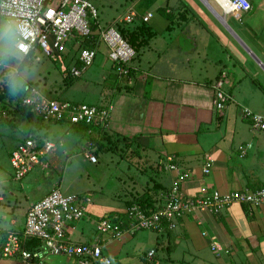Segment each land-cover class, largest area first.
Masks as SVG:
<instances>
[{
    "label": "crops",
    "instance_id": "crops-1",
    "mask_svg": "<svg viewBox=\"0 0 264 264\" xmlns=\"http://www.w3.org/2000/svg\"><path fill=\"white\" fill-rule=\"evenodd\" d=\"M251 1L250 12L226 15L213 0H109L106 7L111 21L105 22L106 26L119 27V22L132 10L138 13L131 24H121L120 28L126 35L136 38L137 56L131 64L133 77L123 78L125 81L119 79L106 52L97 73L100 75L94 77L92 68L84 75H91L92 80L87 79L88 86L80 88L76 85L78 80L71 85L63 83L65 92H71L69 102L104 109L108 112V122L104 128L93 132L92 139L84 128L67 123L48 122L35 126L34 129L42 128L39 133L44 132L42 137L38 132L34 136L54 143L55 149L28 177V186L34 187L30 198L33 200L41 189L40 178L45 173L62 177L23 209L13 207L10 197L2 192L1 211L8 216L1 215V226L22 229L28 210L54 190L65 189L67 195L92 193L95 203L88 218L78 226V231L77 228L71 230L69 235L79 244H93L99 239L106 245L108 237H99L96 231L97 219L122 214L131 202L146 195L161 207L179 175H186L182 190L190 196L203 185L221 193L261 189L264 186V134L253 132L242 112L248 108L264 115V0ZM146 13L153 14V18L144 24L142 17ZM3 27L6 30L5 24ZM15 41L16 36L12 43L0 28V49L7 57L3 68L15 72L16 97L25 95L27 85H32L51 98L49 89L32 83L36 77L32 67L24 71L25 65L34 58L20 53L22 59L16 57ZM70 49L67 63L74 66L77 59L72 58L75 51ZM17 61L20 63L16 64ZM173 67L175 73L164 74L165 69ZM24 72L27 78L22 77ZM221 81L223 90L233 97L225 118H220L215 109V87ZM81 91L82 98L78 97ZM6 93L5 97L9 98ZM93 99L97 102L90 101ZM14 105L7 100L3 103L9 111ZM24 118V114L16 112L10 121L23 127L22 131L0 122V126H7L1 127L0 144L4 152L12 153L20 141L33 133L30 129L24 133L30 126ZM89 140L97 157L95 165L83 153ZM120 145L125 151L121 163L112 157L107 159L122 151ZM238 155L241 162L236 160ZM208 156L214 160V169L203 180L202 167ZM170 157L175 158L176 172L167 170L172 164ZM116 161L117 167L113 165ZM10 172L12 174L11 167ZM10 181L15 183L13 179ZM113 202L118 203L116 207H112ZM92 226L95 231L90 233L88 229ZM157 234L162 240L174 239V248L170 250L172 261L168 264H191L193 261L197 264L196 255L202 258V264H213L204 261L205 258L212 261L211 255L216 258L213 260L216 264H253V257L248 255L249 260L244 261L241 254L247 251L248 254L264 253V206L235 204L219 215L210 212L190 215L179 222L176 232ZM181 239L195 243L187 248L188 244L180 246ZM215 242L225 248L227 261L219 262L215 256L212 250ZM110 245L108 249L106 245L104 252L115 263L120 244ZM158 246L151 251L158 254ZM178 247L193 257L190 263L177 261L175 254L182 251ZM0 264L23 263L0 255ZM46 264L79 263L62 255L48 257Z\"/></svg>",
    "mask_w": 264,
    "mask_h": 264
},
{
    "label": "built area",
    "instance_id": "built-area-1",
    "mask_svg": "<svg viewBox=\"0 0 264 264\" xmlns=\"http://www.w3.org/2000/svg\"><path fill=\"white\" fill-rule=\"evenodd\" d=\"M213 1L221 6L226 15L245 14L252 10L251 0ZM0 15L16 31L15 50L37 61H41L42 55L53 58L55 63H64V66L61 64L63 80L81 79L94 67L102 46L108 49L109 59L118 66V77L131 78V64L137 56L136 51L115 27L104 29L99 26L96 32L92 29V24L98 22L99 12L88 0H0ZM137 16L138 13L132 10L119 23L131 24ZM152 18L153 14L146 13L142 21L146 24ZM84 42L90 45L83 46ZM69 48L75 51L72 58H76L81 67L67 63ZM26 88L23 105L30 107L43 121L87 126L90 137L108 122V112L98 106L51 99L32 85ZM215 89V109L220 118H225L233 97L223 90L222 81ZM242 112L251 130L264 134V115L248 108ZM8 114L0 109V122L8 120ZM92 146L91 140L87 141L83 151L89 161L96 164L97 157ZM54 149L55 145L50 141H41L33 135L26 136L11 153L13 181H23ZM169 162L172 164L167 166V170L176 172L177 166L173 164L175 158L170 157ZM213 169L214 160L208 156L202 167L203 180ZM185 180L186 175H179L158 212L146 215L134 207L131 217L135 221L131 220L132 223L129 222L126 228H122L123 223L119 222L118 217L97 219L99 237L106 236L109 242H118L140 231L166 234L175 231L180 219L185 216L207 212L222 214L235 204L254 208L264 206V186L256 191L246 189L221 193L203 185L194 196H190L182 190ZM92 205L91 194L66 195L59 189L52 191L28 210L22 229L0 228L1 257L23 264H46L48 257L64 255L76 259L79 264H113V259L104 255L106 245L101 240L93 244H79L69 235L71 230L78 228L88 218ZM199 224L203 226V222ZM212 250L217 258L227 253L217 242L213 243ZM155 254V251L149 252L148 259L152 260Z\"/></svg>",
    "mask_w": 264,
    "mask_h": 264
},
{
    "label": "rangeland",
    "instance_id": "rangeland-1",
    "mask_svg": "<svg viewBox=\"0 0 264 264\" xmlns=\"http://www.w3.org/2000/svg\"><path fill=\"white\" fill-rule=\"evenodd\" d=\"M89 1H91L92 3H99L101 5L100 6V8L102 10L101 20L103 21V23L111 21L107 15V14H110V11L106 7V5L109 3V0H89ZM211 4L214 5L213 2H211ZM5 20H4V18L2 19V17L0 16V28H2V30H4L8 34V38L13 43L15 36H16V31H15L14 27L12 25H10L9 22H8L9 24L6 23L7 21H5ZM3 24H5L7 31L3 27ZM0 48H1V45H0ZM70 51H71V49L69 48L66 57L69 56V54L71 53ZM106 52L108 53L107 48L105 46H102V48H101L102 54H100L97 57L96 63L94 65V67L91 69V71L93 72L92 75L94 77L100 75V73L99 74H97V73L100 70V66H102L101 62H102L103 57H104L103 55ZM16 57L21 58V55L19 53H16ZM0 58L2 59L1 63H0V94L5 92V90L6 91L10 90V91H7V93H6L10 96L9 98L6 97L7 101H9L10 103L16 104L17 101L19 100L16 97L18 87L14 86L13 88H10L12 85V80L14 79L15 72L3 68V65L7 64L6 63L7 57H5V53H2L1 49H0ZM40 58H41V61H37L34 59L29 60L28 64L25 65V68H24V71L25 70L27 71L29 68L32 67V69H33L32 72L36 76L34 79H32V83L41 89H49V91H51V92H49L48 95H50L51 98H57V99L62 100V101H69L70 100L69 96L71 95V92H67V93L65 92L66 88L63 87L64 86L63 85L64 80L62 79L61 64H62V66H64L65 64L64 63L60 64V62L55 63L53 58H46L42 55L40 56ZM18 60L20 61V59H18ZM9 62H10V60H8V64H10ZM174 70H176L175 67H173L172 69H167V70L165 69L164 74L170 75L172 73H175ZM22 77L27 78V73L24 72L22 74ZM18 79H20V78H18ZM87 79L92 80L90 74H87L82 79H79L78 82H76V85H78L80 88H84V86H88L89 82L87 81ZM119 79H120V76H119ZM15 80L17 81V79H15ZM123 81H125V80L123 79ZM74 95L77 97V94H74ZM83 95L84 94H82V91H81L79 93L78 97L82 98ZM11 98L13 100H11ZM86 98H84V99L86 100ZM96 100L97 99H93L90 101L91 102H97ZM90 105H92V104H90ZM260 114L263 115L262 113H260ZM11 117H12V115L8 114V118H11ZM24 119L27 121V124H31V121L27 117H25ZM51 122H53V121H50L49 123H51ZM10 123H11V125H10L11 128L15 127V129H16L15 131H17V130L22 131L23 127L20 128L18 124H14V121L10 122ZM45 123H48V122H45ZM1 127H7V126H4V125L0 126V143H1ZM29 127L27 126L24 133H27L26 131L29 129ZM39 130H42V128L39 127V129H34L33 133L30 131H28V132L32 133L31 135L34 136L37 132L39 133ZM42 132H44V131H42ZM42 132H40L38 134L39 137L43 136ZM35 137L39 138L38 136H35ZM88 138L92 139L89 136V134H88ZM85 145H86V143H85ZM123 147H124L123 145H120L119 148L122 150ZM81 152H82V148H81ZM83 153H84V151H83ZM123 153H125V151L123 152V150L120 153L116 152L114 156L107 157V159H110L112 157L115 160L120 161V163H121V155H123ZM236 154H237V152H235V156H236ZM46 159H43L44 162ZM236 160L240 161V162L242 161V160H239V155H238V157H236ZM49 161H50V159H49ZM93 165H95V164H93ZM113 165L115 167H117L116 166L117 161ZM10 167H11V153L4 152L3 146L1 148V144H0V199H1L2 192H3L4 194H6L7 197H10L9 202L12 204V206L13 207L14 206L20 207V209H23L26 205L31 204V202H33V200H35L40 194L43 193L42 190L50 189L55 183H58L60 181L59 179H61V177H62L61 174L56 175L54 173V175H52L50 173H48V174L45 173V176H43V178H40V182H42V184L40 185L41 189L39 190V192H37L34 195V199L32 200L29 195H30L31 191H34V187L28 186V182H29L28 177H30L31 174L35 171V169L38 168L39 166L36 167L34 169V171L28 177H26L23 181H21V182L15 181V183H10L11 182L10 179H12ZM70 174H72V172ZM41 175H43V173H40V176ZM124 178H126V175L124 176ZM36 184H39V183H36ZM65 191L66 190L63 189L62 193L66 194ZM91 195L93 197V205H92V207H93L94 203H95V199H94V195L92 193H91ZM98 197H100V195ZM117 204H118L117 202H113L112 207H116ZM2 206H4V205H2ZM2 209H3V207H2ZM1 215L4 217L8 216L7 214L5 215L1 211V202H0V217H1ZM119 215H121V214H119ZM119 215H116L115 218L118 217ZM112 217H113V215H112ZM0 227H3V226H1V221H0ZM78 228L76 229L77 231L79 230ZM15 229L19 230V228H15ZM176 230H175V232H176ZM94 231H95V229L93 226H92V228L88 229V232H90V233L94 232ZM118 242H120V243H117V244H120V245L115 244V242H109V241L106 242L107 246H109L110 244H111L110 246H112V247H115L116 245L119 246V249H120L119 253L120 254H119L118 259L116 258L117 260L114 264H150L149 260H147L146 262H145V260L148 258V253L151 250H154L155 247L158 245H159L158 246V254H157V252L155 254L156 259L158 261L157 264H168L169 261H172V255L170 253V250L173 249L174 245H175L173 238H170V240H168L166 237V239L162 240V237L157 233L143 231V232L136 233L135 235H127L121 241H118ZM156 243H157V245H156ZM180 243H181L180 246L188 244L186 247L192 248V243H195V242L184 241L183 239H181ZM107 249H108V247H107ZM178 249H181V248L178 247ZM181 250L182 251L177 252L175 254L177 261L182 260L185 263H190L193 260V257L189 253L183 251V249H181ZM247 252H246V254H241L242 259L244 261L249 260V257H248V255H249L250 257H253L252 258L254 260L253 264H255V263L256 264H264V253H261L260 251H256V252H251L248 254ZM104 255L111 258V256L108 255L107 252H104ZM237 255L239 256L238 253L236 254V256ZM196 258L199 260L197 264H202L201 263L202 258L198 257L197 255H196ZM210 258L212 261H209L206 258L204 259V261H207L209 263L213 262V264H216L213 261V260H216V258H214L213 255H211ZM221 258H219V262H225L228 260L225 257V255L222 256ZM51 260H52V258H51ZM195 262L196 261H193L191 264H195Z\"/></svg>",
    "mask_w": 264,
    "mask_h": 264
},
{
    "label": "trees",
    "instance_id": "trees-1",
    "mask_svg": "<svg viewBox=\"0 0 264 264\" xmlns=\"http://www.w3.org/2000/svg\"><path fill=\"white\" fill-rule=\"evenodd\" d=\"M89 1V0H88ZM91 2V1H90ZM92 3V2H91ZM95 7H96V9L98 10V12H99V19H98V22H97V24L95 25V24H92V29L96 32L97 30H98V28H99V26H101V27H103L104 29H106V28H110V27H115L120 33H121V35L123 36V38L130 44V46L131 47H133L134 48V45H135V42H134V39H136V38H134V37H132V35L131 34H127L126 35V33H125V31H124V29H120L123 25H121V23H120V25H119V27H117V26H115L114 24H112V25H109V26H106L107 24H105V25H103V21L101 20V8H100V4L99 3H92ZM163 13V12H162ZM126 17V16H125ZM124 19V18H123ZM123 19H122V21H123ZM169 20H171L170 18H169ZM123 24H128V23H123ZM145 24V23H144ZM114 25V26H113ZM128 35H129V37H128ZM144 42V41H143ZM148 41L146 40V43H147ZM89 46L90 44L89 43H87V42H84V44H83V46ZM134 50H135V48H134ZM136 51V50H135ZM137 54V53H136ZM17 63H20V62H16V64ZM11 64H14V63H11ZM75 65L76 66H78V67H81V64L79 63V61L77 60V62L75 63ZM115 66V68H118V66H116V65H114ZM133 75V72H132V70H131V77H133L132 76ZM14 80V79H13ZM13 80H12V85H13ZM77 80H64V83H66V84H68V85H71V84H73L74 82H76ZM11 85V88H13V86ZM7 91L5 90V92H3L2 94H0V109H2V110H4V111H7L9 114H13V113H16V112H20V113H22V114H24L25 115V117H27L30 121H31V126H30V130L32 131V132H34V127L35 126H41V124H44L46 121H43L42 119H40V118H38L35 114H34V112L32 111V109L30 108V107H27V106H24L23 105V102H22V100H23V97L25 96V95H22V94H20L19 95V97L20 98H17V99H19L18 101H17V103H16V105H14V110L13 109H11V111H9V110H7L6 108H4L3 107V103L4 102H6V100H7V98L5 97V93H6ZM11 100H13L12 98H11ZM72 104H78V103H73V102H71ZM12 118V117H11ZM11 118H9L8 120H6V121H4V124H6V125H11V123H10V121H11ZM10 123V124H9ZM57 123V122H56ZM73 127H75V126H73ZM80 127H82V128H84L85 129V131L86 132H88L89 131V128L87 127V126H80ZM79 127V128H80ZM23 141V140H22ZM21 142V141H20ZM173 164H175V162H173ZM134 207H137L138 208V210L139 211H141V212H143V213H146V215H152V214H154V213H156V212H158L160 209H161V207H158V206H156V204L153 202V199H152V197H150V196H148V195H146V196H144V197H142V198H140V199H137V200H135V201H133V202H131V204L126 208V210L121 214V215H119L118 216V218H119V222L120 223H123V225H122V228H126L128 225H130V223L129 222H131V220H133V221H135L134 220V218H132L131 217V211H132V209L134 208ZM246 208V207H245ZM217 215H219V214H217ZM111 217V216H110ZM115 216H113V218H114ZM186 217H188V216H185V217H183L182 219H180V221L181 220H183L184 218H186ZM83 223V222H82ZM81 223V224H82ZM96 223V222H95ZM132 223V222H131ZM80 224V225H81ZM164 226V225H163ZM178 227V226H177ZM0 228H3V227H0ZM3 229H6V228H3ZM140 232H143V231H140ZM154 233H157V231H153ZM139 233V232H138ZM169 233V232H168ZM168 233H166V234H168ZM0 236H1V234H0ZM1 239V238H0ZM38 245V243L37 242H35V245ZM0 248H2V241H0ZM0 253H1V251H0ZM155 253H156V251H155ZM147 260H149L148 258L145 260V262L147 261ZM149 262H150V264H157V259H156V256H154V258L152 259V260H149ZM114 264V263H113Z\"/></svg>",
    "mask_w": 264,
    "mask_h": 264
},
{
    "label": "clouds",
    "instance_id": "clouds-1",
    "mask_svg": "<svg viewBox=\"0 0 264 264\" xmlns=\"http://www.w3.org/2000/svg\"><path fill=\"white\" fill-rule=\"evenodd\" d=\"M220 6V5H219ZM221 7V6H220Z\"/></svg>",
    "mask_w": 264,
    "mask_h": 264
}]
</instances>
